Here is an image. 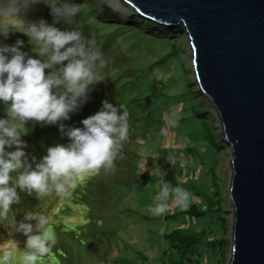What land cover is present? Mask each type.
I'll list each match as a JSON object with an SVG mask.
<instances>
[{"label":"rangeland","instance_id":"374dc122","mask_svg":"<svg viewBox=\"0 0 264 264\" xmlns=\"http://www.w3.org/2000/svg\"><path fill=\"white\" fill-rule=\"evenodd\" d=\"M93 1L100 5V0ZM75 3L80 5V10L74 19V26L83 25L85 36L94 39L97 45L104 46L111 41V49L120 46L124 51L121 65L128 69L127 76L132 79L141 77L144 85L142 88L133 87L130 95H140L136 98V105L147 106L148 100L149 105L145 110H138L142 111L136 114L139 122L137 126L141 127L143 123H147L148 116L151 118L149 127L145 128L147 133L126 147L122 158L124 162H115L119 164L116 168L120 171L116 172L117 175L113 174V182L98 178L90 182L84 192H66L58 200L48 198L47 203L40 204L38 201L30 206L33 212L48 213V227L56 236V244L40 259L39 264H158L159 253L166 245L161 236L172 226V221L166 218L163 220V217L185 210L170 196L167 201L168 209L163 215L156 216L151 212L150 209L157 203L156 197L160 193L162 180L168 182L169 178L192 187H199L202 181L200 190L204 195H210L209 189L217 186L221 195L218 216L223 219V230L221 226L213 228L211 238L224 237L227 244L223 248L225 254L222 264H227L232 219L227 192L231 175L230 149L223 141L217 115L200 93L194 80L190 48L185 33L180 30L174 36L160 34L161 38L156 39H139L137 35L126 39L124 34L119 38L103 37L106 29L99 21L96 10H104L97 9V6L88 4L85 0ZM36 6L44 10L48 7L43 2ZM104 7L107 11H112L108 6ZM109 14L122 15L126 21L118 18L117 21H120L122 26H128V16L122 10ZM119 26L122 27L121 24ZM144 26L147 25L144 23L141 27ZM10 30L12 32L7 39L0 36V43L14 45L17 40H22V51L33 56L38 54L34 41L23 34L24 28L16 27ZM158 31L164 30H156ZM96 35L101 37L97 38ZM117 52L121 55L119 49ZM113 57L116 59V52ZM156 79L163 81H154ZM149 95L156 96V99ZM123 96L127 102V95L123 93ZM152 103L156 105V109L152 108ZM82 108L83 111L87 110L86 103ZM6 112L7 106L1 103V116L7 118ZM71 122L73 126L78 124L73 120ZM25 127L28 129L25 130L26 135L31 136L30 138H40V144H37V148L33 147L29 155L30 162L32 157L39 161L52 145V134L56 136L55 133H60L59 128L55 125L40 124V134H37L36 126L26 124ZM209 170L213 171L214 182L209 176L205 179ZM119 181L122 182L120 186L117 185ZM98 183L102 187L97 186ZM183 188L191 193L189 188ZM68 194L70 195L67 196ZM84 194V198L81 197ZM61 199L66 201L65 208L56 209L55 202ZM201 201L200 198L192 196L189 204H200ZM80 204L88 207L80 212ZM42 205L43 209L40 208ZM47 207L50 208L44 210ZM67 212L70 213L69 216H65ZM22 217L23 213L0 219V254L3 255L5 250L12 247L9 242L11 234L12 237L19 235L18 240L25 238L22 233L16 232L12 222H19ZM23 242L18 243V249L21 251L25 249ZM201 258L202 264H217V252L209 254L206 250ZM7 264H23L22 253L15 252Z\"/></svg>","mask_w":264,"mask_h":264},{"label":"clouds","instance_id":"9594fccd","mask_svg":"<svg viewBox=\"0 0 264 264\" xmlns=\"http://www.w3.org/2000/svg\"><path fill=\"white\" fill-rule=\"evenodd\" d=\"M75 1L0 0V25H4L0 27V36L7 39L12 32L10 29L22 27L25 29L23 34L34 41L38 49V54L33 56L22 51V40H17L14 45L0 43V102L7 106V118L0 114L3 118L0 119V219L23 213L19 222H12L16 232L25 236L18 240L17 233L13 237L11 234L12 247L0 254V264H7L17 251L22 253L23 264H39L56 244V236L48 227V213L29 211V202L47 203L48 198L55 201L72 189L70 194L84 192L82 185L87 186L98 178L112 181L113 174L119 172L116 168L119 164L115 161L123 158V145L130 136L128 110L124 105L118 107L108 100L102 101V107L95 114L80 122L82 127L73 126L72 122L70 126L64 123L88 103L94 86L103 82L102 71L116 68L123 59L120 46L111 49L110 42L97 45L94 39L85 36L83 25L74 26L80 10ZM42 2L48 6L47 10L36 6ZM119 2L124 5L121 0H100V6L106 5L116 12L114 4ZM125 7L140 19L154 24L155 30L164 26L181 28L185 33L181 25L161 24L143 17L132 6ZM118 23L122 26L120 21ZM127 23L134 24L130 20ZM164 31L158 32L166 35ZM115 52L116 59L113 57ZM32 123L57 126L68 143L48 147L46 155L39 161L32 157L30 162L32 146L26 153L27 144L22 136L27 134L26 124ZM96 185L102 187L99 183ZM53 193L56 195H51ZM170 196L184 209L188 208L192 198L185 188L162 180L157 203L151 212L156 216L163 215ZM55 203L56 209L65 208L64 199ZM87 207L80 204L78 210L81 212ZM69 214L67 212L65 216ZM22 242L25 244L23 251L18 249V243Z\"/></svg>","mask_w":264,"mask_h":264},{"label":"water","instance_id":"95a60500","mask_svg":"<svg viewBox=\"0 0 264 264\" xmlns=\"http://www.w3.org/2000/svg\"><path fill=\"white\" fill-rule=\"evenodd\" d=\"M121 2L184 28L195 82L230 148L227 264H264V0Z\"/></svg>","mask_w":264,"mask_h":264},{"label":"trees","instance_id":"16d2710c","mask_svg":"<svg viewBox=\"0 0 264 264\" xmlns=\"http://www.w3.org/2000/svg\"><path fill=\"white\" fill-rule=\"evenodd\" d=\"M85 2L97 6V9L104 10H96L100 19L99 21L104 25L103 27L106 29L104 37L107 36L112 38L115 36L119 38L121 35L124 34L126 39H129L133 35H137L139 39L142 37H151L152 39L161 38V33L156 32L154 24L140 19L136 14L131 11L129 7H125L120 2L119 4H114V7H116L117 10H122L126 14H131L130 17L128 16V20L134 22V24L128 23V29L119 26L117 20L123 19L122 15L117 14L118 16H114L112 14H109V12L111 13L112 11H107V8L101 7L100 5H98V2L94 3L93 0H85ZM142 23H145V25L147 26L141 27L143 25ZM147 28H152L153 30ZM158 29L165 30L163 33L171 36H174L176 33H179L181 30V28L170 29L164 26H160L158 27ZM164 39L168 38L165 37ZM120 50L122 49L120 48ZM107 53L110 57H112L111 51H108ZM122 53V55L124 56V51H122ZM121 63L122 62H119L116 68H112L108 72L102 71L103 82H100L94 86L91 94L89 95L88 103H86V105L88 106L87 110L83 111L82 108L80 112L71 114L72 118L69 121H65L64 123L69 125L71 120H73L78 123L76 127H82L80 122L88 116L95 114L102 107V101L104 100H108L110 103L118 107L121 104L124 105L129 112L128 122L130 126L129 139L123 145L122 155H124L126 147L133 140H137L138 138L147 133L145 128L149 127L148 125L150 123L151 117L148 116L147 123H143L141 127L137 126V123L139 122L138 117H136V114H139L142 110H145L144 108L149 105V100L146 101L147 106L143 107L141 105H136V98H138V96L140 95L135 94L131 96V89L133 87L135 88L136 86L142 88L144 83L143 81H141V77H137L135 79L129 78L127 76L128 69L126 67H123ZM154 81L161 82L163 80L156 79ZM123 93L127 95V102H125V97L123 96ZM152 97L156 99V96ZM155 106L154 103H152L153 109H156ZM139 109L142 110L139 112ZM154 122L156 121L154 120ZM29 126H36V132L37 134H40V132L38 131L40 124L32 123L29 124ZM55 134L56 136L52 134V138L50 141L52 144L51 146H54L57 143H68L66 137H61V133H59L60 135L57 133ZM39 140V137L32 138V140L30 141V146H32V148H37V144H40ZM116 161H118L119 164L121 162H124L123 159L119 158ZM208 176L211 177L212 181L214 182L215 178L212 170H209V172L206 174L205 179H208ZM80 181L83 180H79L78 182ZM209 181L210 180H207V182ZM168 182H170L172 185H178L180 187L184 186L186 188H189L192 196H196L202 201L199 202L200 204H198L197 202L189 204L188 208L183 211H178L174 214L169 213L168 215H164L163 220H165L166 218L168 221H172V226L169 227L170 230L167 233H163V235L161 236L162 240L166 241V245L164 250L159 253L158 264H202L201 257L204 255V252L206 250L207 252H209V254H214L215 252H217L216 262L217 264H222L224 262L223 255L225 254V250L223 248L226 246L227 242L224 241V237L220 239H214V236L213 238H211L213 235V228L221 226V230H223V219L222 217L218 216L221 207V195L219 193V189H217V186L214 185L209 189L210 195H204L202 190H200L202 181L200 182L199 187L183 185L172 178H169ZM120 183L122 182H117V185H122ZM87 186L82 185V188L85 189ZM111 187V189H113L114 184H112ZM207 188H209V186ZM69 192H73V189ZM29 204L31 206L32 202H29ZM27 209L29 211H33L30 210V208ZM178 216H180L181 218H178ZM206 219H208V225L205 224Z\"/></svg>","mask_w":264,"mask_h":264},{"label":"flooded vegetation","instance_id":"af4514ba","mask_svg":"<svg viewBox=\"0 0 264 264\" xmlns=\"http://www.w3.org/2000/svg\"><path fill=\"white\" fill-rule=\"evenodd\" d=\"M5 119V117H4ZM22 139L26 142L27 147L25 148V152L27 153L28 147L30 146V141L32 140L31 138L27 137L26 135L22 136ZM31 147V146H30Z\"/></svg>","mask_w":264,"mask_h":264}]
</instances>
